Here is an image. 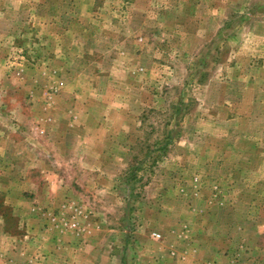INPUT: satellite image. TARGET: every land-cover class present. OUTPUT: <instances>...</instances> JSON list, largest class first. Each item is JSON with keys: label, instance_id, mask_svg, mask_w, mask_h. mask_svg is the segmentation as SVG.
<instances>
[{"label": "rangeland", "instance_id": "rangeland-1", "mask_svg": "<svg viewBox=\"0 0 264 264\" xmlns=\"http://www.w3.org/2000/svg\"><path fill=\"white\" fill-rule=\"evenodd\" d=\"M1 236L264 264V0H0Z\"/></svg>", "mask_w": 264, "mask_h": 264}, {"label": "crops", "instance_id": "crops-1", "mask_svg": "<svg viewBox=\"0 0 264 264\" xmlns=\"http://www.w3.org/2000/svg\"><path fill=\"white\" fill-rule=\"evenodd\" d=\"M7 239H9L8 236H1L0 264H58V262H56L58 261L56 260L57 252L56 254L49 253L42 256L38 248L40 246L35 242L30 241L26 243L24 240H19L16 241V243H12L11 239L6 241ZM60 255H63V257L59 259V264H61L60 262H62V264H72V260L74 261L77 258H80L81 260L82 258L88 257L89 253L86 254L85 252H78L76 248L73 252L71 251L69 256L63 253H60ZM75 255L76 258H73Z\"/></svg>", "mask_w": 264, "mask_h": 264}]
</instances>
